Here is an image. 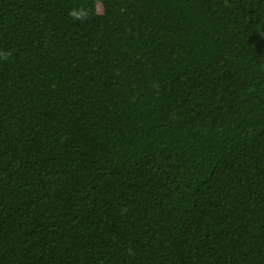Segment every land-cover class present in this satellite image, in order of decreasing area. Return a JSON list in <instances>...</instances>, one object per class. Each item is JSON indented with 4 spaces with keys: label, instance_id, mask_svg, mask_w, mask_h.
I'll use <instances>...</instances> for the list:
<instances>
[{
    "label": "trees",
    "instance_id": "trees-1",
    "mask_svg": "<svg viewBox=\"0 0 264 264\" xmlns=\"http://www.w3.org/2000/svg\"><path fill=\"white\" fill-rule=\"evenodd\" d=\"M0 264H264V0H0Z\"/></svg>",
    "mask_w": 264,
    "mask_h": 264
}]
</instances>
